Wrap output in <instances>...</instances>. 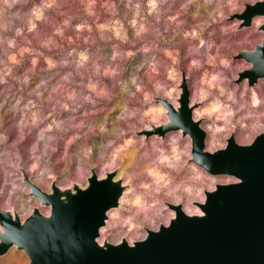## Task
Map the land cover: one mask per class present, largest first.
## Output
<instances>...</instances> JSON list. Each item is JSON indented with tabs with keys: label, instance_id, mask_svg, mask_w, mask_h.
Masks as SVG:
<instances>
[{
	"label": "rangeland",
	"instance_id": "1",
	"mask_svg": "<svg viewBox=\"0 0 264 264\" xmlns=\"http://www.w3.org/2000/svg\"><path fill=\"white\" fill-rule=\"evenodd\" d=\"M256 1L0 0V171H6V180L0 175V204L5 206L8 196H23L26 204L39 205L28 194L21 168L47 191L55 181L62 186L74 181L86 183L92 168L104 176L115 155L118 159L114 169L118 168L124 179L130 174L128 187L140 190L139 182L145 175L132 177L137 164L133 162L123 169V155L128 149L125 142L133 138L135 143L129 148L140 155L152 140H161L155 135L146 140L144 134L136 132L166 121L164 108L154 99L176 103L181 69L189 77L192 103L198 102L193 91L195 78L209 90L199 110L211 109V97L219 93L216 79L204 81L206 73L226 76L237 92L244 85L252 88L245 82L236 83L239 72L250 67L237 56L240 50L255 49L264 43V32L257 31L261 23H254L261 17L254 19L252 27L238 29L239 20L230 16L242 12L246 3ZM219 10L225 15H219ZM224 43L230 45L225 54ZM192 48L198 53L189 54ZM209 52L217 56L216 63L210 62ZM224 100L227 110L233 109V113L227 111L222 116L209 110L202 116L203 128L212 123L220 126L216 134L221 148L226 147L232 130L248 132L254 127L250 111H264V100L257 106L249 103L242 107ZM241 119L246 123L240 124ZM261 119L259 126L264 128V113ZM173 136L180 137L176 150ZM209 142L210 138L207 149L211 151ZM105 145L109 148L100 156ZM159 151L166 152L171 162L175 155L181 158L176 166L174 162L164 165L170 171L167 177L176 176L171 179L173 184L182 179L200 189L201 196L183 192L182 206L203 202L205 189L213 190L225 177L212 176L191 160L192 139L182 136L179 130L167 133ZM80 160L85 163L82 180ZM47 165L53 167L49 173L44 170ZM196 170L204 172L201 180H196ZM43 171L45 179L41 182L38 173ZM227 179L222 183L235 180ZM167 188L163 185L156 192L164 202L147 212L158 216L153 222H147L144 212L139 211L135 228L130 224L107 225L112 242L116 243L118 233L129 231L131 236L143 237L153 223L158 227L160 222L169 223L172 216L168 203L173 197ZM41 210L48 212L47 207L41 206ZM122 211L127 220L135 208L125 207ZM12 254L28 262V257L17 249L0 260Z\"/></svg>",
	"mask_w": 264,
	"mask_h": 264
},
{
	"label": "water",
	"instance_id": "2",
	"mask_svg": "<svg viewBox=\"0 0 264 264\" xmlns=\"http://www.w3.org/2000/svg\"><path fill=\"white\" fill-rule=\"evenodd\" d=\"M255 14H264V1L247 4L245 25ZM247 58L255 63L250 71L255 83L264 76V44L247 51ZM183 91L180 113H170L171 125H191L194 161L211 174L241 180L207 191L203 216L179 212L170 226L149 231L134 245H100L99 230L123 186L121 178L114 179L117 172L100 179L93 170L85 188L61 190L55 182L52 192L35 187L34 195L51 206L50 216L35 208L22 222L0 210V255L16 246L29 255V264H264V132L251 145L229 139L225 149L205 151L206 133L192 121L184 85Z\"/></svg>",
	"mask_w": 264,
	"mask_h": 264
},
{
	"label": "bare ground",
	"instance_id": "3",
	"mask_svg": "<svg viewBox=\"0 0 264 264\" xmlns=\"http://www.w3.org/2000/svg\"><path fill=\"white\" fill-rule=\"evenodd\" d=\"M253 1H255V0H253ZM258 1H264V0H258ZM258 1L254 2V3H246L245 8L242 12L235 13V14L230 16V18H232V19H238L239 20L240 25L238 26V29L252 27L254 19L256 17H261L263 19L257 18V19H255L254 23L256 25H259L261 23L259 25V27L257 28V31L264 32V14H255L254 16L251 17V24L245 25V22H247V19H246V17H247L246 16L247 4H253L254 5ZM218 13L221 16L225 15V13L222 10H219ZM195 33H196V31H195ZM260 44H264V43L257 44L255 49L240 50L238 52V56H237V58H243L247 63H249L250 67L239 72L238 79H236V83L241 84L242 82H245V84H247V86L249 88L250 87H252V88L248 89L244 85L242 87L241 92H237L236 88H232L229 86L226 76H224V75L223 76H218V75L216 76V75H214L213 71H210L213 73H206L205 74L206 79L204 81L207 82L208 79L212 80V81L216 79L217 82L215 85L219 89V93L216 94V92H214V95L211 97V99H212L211 109L207 108L206 110H199V109H197V107H199L200 104L203 103L209 97V94H208L209 90L205 89L204 85H202V82L199 79L195 78L193 82L196 83V87H194L193 91L198 95V97H197L198 102L192 103V101H191V99H192L191 90L189 87V77L187 76L185 71L183 69H181V75H180L179 84H178V95L175 99L176 103H172V102H170L164 98H161V97H156L154 99L159 105H161L164 108V112H165V115L167 117L166 121L161 122L158 125L151 124L150 129H141L140 131H137L136 133L138 135L144 134L146 140L149 139L151 136H154V135L156 137H159V138L161 137V140L160 139L155 140V141L152 140L149 145H146L144 147L143 152L139 155L138 150H136V149L131 150L129 148L130 146L134 145L135 140L133 138L128 139L125 142V147H127L128 149L125 151V154L123 155V157L125 158L123 169H125V167H128V166H130V164L135 162L137 164L138 168L135 170L132 177L137 178V177L145 175L144 180L139 182V188H141L140 190L136 189L137 190L136 191V190H133L132 188L128 187V182L131 181V175L130 174H127L125 176V179H124V176L122 174H121V177L119 176V169L118 168L114 169V167L116 165V160L118 159L117 155H115L113 157V159L110 161V163L108 164L109 165V171L105 172L104 176H100L97 173L96 168H92L91 173L86 178V183H84V184L74 181L69 185L62 186V185H58L57 182L54 180L55 184L57 186H59L61 188V190H63V188H68V187L73 188V186L76 184L80 185L83 188L87 187L89 185L88 178L92 175L93 170H95V173L97 174V176L100 179L106 178L107 173H110V172H115V173L117 172L115 175V178H114L116 181L119 180L120 178L122 179L123 191L119 197L118 205L111 207L107 211V218L105 219V224L102 225L100 230H99V236L97 237V241L100 245H104L106 243L120 244L122 242H126L129 245H134L135 242L144 240L148 236L149 231H158L161 228V226H163V225L164 226H170L172 223V220L177 217L179 212H183L187 216H191V217L203 216L205 213L203 206L206 203V198H207L206 192L207 191H210V192L215 191L218 184H223L222 181L224 182L225 180H229V179H227V177L234 178L235 180L234 181H228L224 184L238 183L241 181L240 178L233 176V175H227V174L214 175V174H211L205 168H203L201 165L196 163L193 159V138H192L191 133H190L191 131L188 130L191 125L186 124V127H188V129L185 128V124H183L181 126L180 125L172 126L170 113L172 110H177L178 113H180L181 110H179V109L182 106V101L184 98L183 97V92H184L183 91V85H184L186 88V91L189 92L188 106L192 109V114H191L192 115V121L194 123H196L206 133L205 151L215 152V151H218L221 149H225L228 145L229 139H233L235 142H237L240 145H251L258 136L257 135L255 137V135L258 134L259 132H261L262 130H264V128H261V126H259V123L262 121L261 118L263 117L264 111L256 110V112L257 111H259V112L254 113V114H253V112H255V111H250V114H251L250 116L251 117L254 116V121H253L254 127L248 132H246L244 129H241L238 131L232 130L229 133L230 138L227 139V145L224 148H221L222 145L218 142V137L216 134L220 129V126L218 125V123H216V124L212 123V124L207 125L203 128L202 127L203 126L202 125L203 124L202 123L203 122L202 116L206 112H208L209 110L211 112L217 111V112L221 113L222 116H226L225 113H227V111L233 113L234 112L233 109L227 110V108H226L227 106H225L226 103H225L224 99H227L226 101H228V102L231 101L233 103L240 104L241 107L247 106L249 103H251V104L253 103L255 106H257L264 100V76H259L257 78L256 82L255 83L253 82L254 73H250V71L254 68L255 63L253 60H249L247 58V51H256ZM228 46H230L229 43H224V45L222 46L223 54H225V52H226L225 50ZM183 50H184V48L182 49V51ZM188 53L191 55H194V54L198 53V51L196 48H192V49H189ZM209 60L212 63H216L217 62V56L215 54L209 52ZM224 63H227L226 60ZM243 80H245V81H243ZM213 85H214V83H213ZM248 90H252L250 98H249ZM229 115H230V113H229ZM227 122H230V120H227ZM244 123H246V120L241 119L240 124L243 125ZM178 130L181 131L182 136H189L192 139V157H191L192 161H194L199 167L204 169L208 174H210L212 176H225L226 177V178L222 177L223 179H221L218 183H216L215 188L213 190H206L205 189L204 201L201 203L196 202L197 205H193V206H190L189 202L187 203L186 206H182L183 203H182L181 196L183 195V192H186V195H188V196L192 195L193 193L198 195V196H201L200 189H198L197 186L193 185V184L187 185L185 183V181H183L182 179L178 183L173 184L171 182V179H175L176 176L173 174L175 177L173 175L170 177H167V173L169 170L167 171V169H165V167H164L165 164H169L171 166V163H173V162L175 163L174 165L176 166V164H179V161L181 160V158H179L178 155H175V157H173L174 161L171 162V158L166 152H163V151L158 152L160 141L164 140V138L167 136V133L171 132V131H178ZM254 137H255V139H253ZM209 138H210L209 149L211 151H209L207 149V140ZM179 141H180L179 136L178 137L173 136V143L175 145V150H176V144H178ZM108 148H109V145H105L102 148V151L100 152L99 155L104 156ZM219 148H221V149H219ZM216 149H218V150H216ZM38 163H39V161L37 160V161H35V163L33 165L36 167L38 165ZM84 164H85L84 161L80 160V162H79V176H80L79 180H82V178H83L82 176H84V169H85ZM52 168L53 167L51 165H47V171H46V169H44V170H45V172L49 173L50 170H52ZM21 169L23 172V182L29 186V188H27V190H29L28 194L30 196H32L33 198H36L39 202V205L32 206V205L26 204L22 198L23 196H17V197L8 196L5 198V201H4L5 206L0 204V210L8 211L9 213H11V215L13 217H15V216L20 217L22 222H24L31 214H33V211L35 208H37L41 213L45 214L46 216H50L52 213L51 206L42 204L41 200L36 195H34L35 187H39V188H42V187H40L39 185L32 182L31 179L28 178V176H27L28 175L27 171L23 168H21ZM203 173L204 172H199L198 170H196L195 174L198 177V178H196V180H201ZM1 174H3L2 176L4 177V180H6L5 169H4V171H0V175ZM64 175L67 177L69 175V173H66ZM44 179H45L44 171L39 172L38 173V180L42 182V181H44ZM213 179H214L213 182H217L215 180V178H213ZM150 181H153V184H150ZM53 183L51 184V189L49 187L50 190H47V192H52ZM163 185L168 187L167 189L173 197V202L168 203L170 211H171L170 215L172 216L170 218L169 223H168V220L163 222V223L160 222L161 225L159 227L156 226V224L154 225V223H153L152 225H150L148 227L146 236L144 235L143 237L142 236L138 237L137 235L131 236V233L129 231L126 234L118 233L117 241H115L116 243H113L112 240L110 239V235L107 234L109 232L105 228V227H107V225L109 227V226H114L117 224H125V225L130 224L133 228H135V220L138 216L139 211L144 212V219L149 223L153 222L154 218H158V216H156L155 214H148L147 212L150 211V209L153 207V205H160L162 202H164V200H165L164 197H159L156 195V192ZM44 191H46V190H44ZM0 201H2V200H0ZM41 206L47 207L48 212L47 213L43 212L41 210ZM10 207H13V208H10ZM125 207L135 208V211L131 213L130 218L127 220L123 219L122 209ZM198 207L200 208V211L198 210ZM17 209L20 210L21 213H19ZM190 213H193V214H190ZM173 215H175V216H173ZM152 226H154V227H152ZM0 231H2L1 227H0ZM101 235H102V238L100 239ZM12 249H17L19 251H22L28 257V262H27V259L24 260L23 258L12 254V255L4 258V259H1L0 264H26V263L29 264L30 263L31 259H30L29 255L25 252V250L24 249H18L16 246L12 247L7 253L0 255V257L7 255Z\"/></svg>",
	"mask_w": 264,
	"mask_h": 264
}]
</instances>
